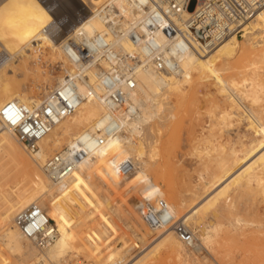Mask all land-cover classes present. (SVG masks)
Returning a JSON list of instances; mask_svg holds the SVG:
<instances>
[{"label": "bare ground", "instance_id": "bare-ground-1", "mask_svg": "<svg viewBox=\"0 0 264 264\" xmlns=\"http://www.w3.org/2000/svg\"><path fill=\"white\" fill-rule=\"evenodd\" d=\"M70 1L76 4L69 7L72 10L82 4H97L103 0ZM114 2L124 16L136 15L132 12L129 0ZM189 13L190 10L183 15L188 16ZM87 18L84 27L88 34L103 29L99 18L90 13ZM51 19L41 0H0V52L9 55V60L0 65V108L11 100H18L29 106L39 104L63 80L64 75H58L55 84L51 85L49 79H46V84L42 83V92L36 94L34 88L37 86L38 68L35 67L34 81L28 87L29 60L32 57L36 59L37 54L60 58L65 73L73 74L77 69L85 76L83 80L77 79V92L85 97L89 92L95 95L84 99L70 116L59 121L39 141V149L35 152L28 151L18 141L15 132L0 122V176L4 179L6 175L13 173L19 180L13 191L5 192L0 198V242L4 246L0 249V259L14 260L17 264H62L64 254L72 251L82 253L85 244L92 251L87 254L98 255L100 264L101 261L103 264H154L158 254H169L184 260L190 258L195 262L203 260L207 263L206 257H199L197 253L201 248L206 249L207 230L215 226L203 223L204 219L200 217L197 225L201 231H205L198 238L196 232L188 227L192 215L200 208H211L213 211L210 209L208 215L211 213L210 217L219 219L233 208L232 198L235 194L241 193L254 182H259L264 175V109L255 111L245 103L248 101L252 105L259 101L264 81L259 80L257 73L246 77L245 69L238 72L241 74V83L229 75L231 68L241 65L254 55H257L258 60H253L252 64H262L264 67V4L241 25V35L232 34L209 49L201 48L195 43L196 50L182 54L170 51L168 70H157L143 55L141 48L127 38L110 39L116 48L141 59V65L134 70L136 84L129 93L127 106L117 111H112L102 98L104 89L100 85L99 70L93 66L73 64L58 42L51 40L43 32L51 24ZM155 39L160 44L166 43L165 37L159 33ZM46 47L50 49L48 54ZM103 66L107 67L106 64ZM206 76L212 77L216 88L211 93L215 107L220 108L221 102L217 94L224 100L237 103L239 107L235 112L232 105L227 107L224 101L221 102L225 117H215L208 134L213 137L214 129L220 126L228 129L229 136L232 133L238 136L244 126L241 127V124L246 123L245 132L249 135H243L247 138L246 142L239 137V147L234 143L224 155L216 152L212 159L217 163L216 171L199 187L190 186L189 193H185L184 190H176L167 184L162 194L150 173L151 167L155 165L153 160H157L160 133L170 120H176L174 111H177L178 106L194 101V95L203 85L202 79ZM40 94L41 99L38 98ZM107 128L113 129L114 135L107 134ZM76 139L82 141L81 148L86 155L76 163L66 178L52 180L45 171L46 161L65 147H72ZM202 139L208 141L207 137ZM221 148V144L219 147H212L215 151ZM204 153L207 156L211 154L206 148ZM3 158L12 162L9 169L2 164ZM125 159H129L133 167L129 173L123 174L119 171L118 164ZM4 185L1 183L0 188ZM217 186L212 195L198 207H193ZM81 188L92 190L89 191L90 194L93 193L91 201L80 195ZM105 191L124 194L138 192L141 197L153 201L156 198L164 200L174 221L183 224L193 234L194 240L190 244L182 242L172 227L162 230L150 228L140 214L138 201L130 200L120 208L116 205L113 208ZM74 199H78L79 207L68 208L67 202ZM32 205L41 208L51 221H55V226L59 227L55 242L42 250L23 236L14 221L18 212ZM203 212L201 210V214ZM112 215L120 217L121 220H118L122 223L121 229L124 227L128 236L123 249L116 248L109 252L110 240L118 238L115 234L117 229L112 228V223L115 222ZM233 221L237 225L243 224L238 217ZM70 224L77 228H74L73 233L76 232L77 238L84 243H77ZM103 250L106 252L103 253ZM7 251L14 255L13 259L8 257Z\"/></svg>", "mask_w": 264, "mask_h": 264}, {"label": "built area", "instance_id": "built-area-1", "mask_svg": "<svg viewBox=\"0 0 264 264\" xmlns=\"http://www.w3.org/2000/svg\"><path fill=\"white\" fill-rule=\"evenodd\" d=\"M132 12L126 17L114 0L97 4H82L68 12L53 0H41L51 15V24L44 28L51 40L60 45L68 59L77 66H93L99 70L102 98L112 111L126 108L129 93L135 88L134 70L141 59L116 48L110 39L127 38L141 48L146 59L159 70H168V53L182 54L201 48H212L224 38L242 34V24L263 4L264 0H129ZM190 10L188 16L184 12ZM101 20L103 29L88 34L85 30L87 15ZM165 37L166 43L156 41V34ZM9 60L6 52H0V65ZM106 64L107 67L103 66ZM60 67V66H59ZM63 80L39 104L29 106L18 100L6 102L0 108V122L12 129L17 139L30 152L39 149V141L62 119L70 116L79 104L95 93L82 96L77 92V79L85 76L77 69L73 74L63 73ZM17 120L13 123L8 117ZM105 132L114 135L107 128ZM82 141L76 139L72 147H65L48 158L45 171L54 180L66 178L76 163L86 155ZM119 171L132 170L129 159L122 160ZM140 214L153 230L172 227L178 238L190 244L193 234L169 214L164 200L154 201L141 197L138 201ZM15 224L23 236L39 250L55 242L58 230L41 208L32 205L15 216ZM87 264V263H81Z\"/></svg>", "mask_w": 264, "mask_h": 264}, {"label": "rangeland", "instance_id": "rangeland-1", "mask_svg": "<svg viewBox=\"0 0 264 264\" xmlns=\"http://www.w3.org/2000/svg\"><path fill=\"white\" fill-rule=\"evenodd\" d=\"M53 2L61 9H66L68 12H70L71 10V8H69L70 6L72 5L76 6V4L72 3L70 0H53ZM45 50H46V54H48L50 51L48 47H46ZM47 56L48 57L46 56L44 57V55L42 54H37L36 59H34V57H32V59L29 58L31 59L29 60V62L31 63L29 64L30 71L28 72L29 74L27 79V86L30 87L31 82L34 81L33 78H35L34 77L35 67H37L38 79H36L37 86L34 88V92L36 94L42 92L41 87L46 84L47 82L45 81L46 79H49L50 84L53 85L55 84L56 81L55 78L58 77V75L59 76L62 75L61 74L62 60L60 58H59L60 60L58 58H54V59L53 57L50 58L49 54ZM50 59H52L53 62ZM253 60H258L257 55H254L253 57L249 58L241 65L236 66L235 68H231L229 75L231 74L237 82L241 83L242 82V79L240 77L241 74H238V72L245 69L247 74L246 77L248 76L250 77V75H253V73H257L259 80L264 81V67H262V64H258L257 66H254L252 64ZM202 80L204 83L202 86H200L196 95H194V101L189 103L186 102L184 105L178 106L177 111L176 110L174 111V113L176 112L175 114L177 121L175 119L170 120L167 127L163 129L160 133L161 140H160V145L158 146V156H156L157 160H153V162H155V165L151 167L150 173L154 177L153 178L154 183L159 185L162 194H164L163 191L165 190L167 184L173 186L176 190L179 191L184 190L183 192L186 191L187 193H189L190 186L199 187L200 184L210 179L212 177L213 172L216 171L217 163L214 160H212L216 155V152L220 153L221 155L222 154L224 155V153L227 152L228 147L234 145V143H236L235 145L239 147V142H238L239 137L242 138L244 142H246L245 139L247 138L246 136L243 135L245 133L249 135V133L245 132L246 123L241 124V127L243 125L245 127L243 126L241 130V134H239L238 136H236L235 133H232L229 136L228 129L221 128L220 126H217L216 130L214 129L213 137H211L208 134V129H210V126L212 125V123H214L213 119L219 116L225 117V115L223 116V111H222L223 110L222 108L224 106L223 103L221 104V102L224 101L227 107L232 105L235 108L234 110L235 112H237L239 107L237 103L235 104L231 100H226V99L224 100L223 97H221L218 94L216 96L218 100L221 99L219 105L220 108L215 107L216 103L213 101L211 96V93L216 91L215 85L213 84V79L211 76H206ZM259 95L261 96L259 101L255 102L252 105L248 101H245V103L247 102L251 106V108L254 109L255 111L264 109V90L260 92ZM38 98L40 99L42 98L41 94L38 95ZM205 137L208 138V141H204L202 139ZM220 144L223 147L221 148V150H219L220 152L212 149L213 146H215L216 148V146L219 147ZM205 148L207 150H210L211 153L209 154L210 156L209 155L207 156L204 153ZM221 151L224 152L222 153ZM1 162L2 164H4L5 167H8V169L12 166L11 165L12 162H10V160L6 158H3ZM17 179L18 176L15 177L13 173H9L8 175H6L4 179L2 176H0V180L3 181V182L0 181V184L1 183L2 185L3 183L5 184L3 188L2 187L0 188L1 189L0 198L5 194V192L8 193L14 190V185L17 184L19 181ZM20 184H24V182H20ZM249 187L244 188V190H242L243 192L241 191V193L240 192L238 193L239 195L235 194L233 196L232 200L234 201L233 204L234 206L233 208H231L229 212L230 214L227 212L228 215L225 213L223 216H220L219 219L217 217L216 220L215 217H210L211 213L210 215H208L209 214L208 211L211 208L210 209L200 208L202 212L204 211L202 214L204 213L206 214L205 216L201 214L200 209L196 210L195 213L192 215L191 224L188 227L189 229L194 230L196 232V236L198 238H200L201 237L200 234L205 231L204 229L201 231V229H199L200 226L197 225L198 219L200 217L204 219L203 223H208L210 225L213 224L212 226H215V228H209L207 230L208 234L205 236L207 239L206 249L201 248V250L197 253L199 257L205 256L207 259V263L203 262V260H199L195 262L190 258L189 259L186 258L184 260V259L176 258L172 255L170 256L169 254L168 255L165 254L166 256L165 255L163 256L162 254L160 255L158 254L156 256V259L155 257L152 259V260L154 259L156 260L154 264H264V191H263L264 175L262 176L259 182H254ZM217 188L218 186L215 187V189L213 188L210 192H208L209 195L207 194V196H204L201 200L198 201L199 203L196 202V204H194L193 207L194 208L198 207V205H200V203H202L206 198H208L210 194L212 195V193ZM89 191L91 192L92 190H89L88 188L85 189L81 188L79 193L82 197L84 196V198H86L87 201H91L93 193L90 194ZM107 192L108 191H105V194L107 197H109L108 199L110 203L113 205V208H116V206L121 207L122 204L124 203L126 204L130 200L139 201L141 197L138 192L137 193L130 192L127 194H124L121 191H120L121 193H119V191L110 192V193ZM122 194L125 196V198L127 197L129 200L123 198ZM111 196H113V199ZM120 201H122V203ZM0 203H1V199H0ZM66 206L70 209L72 208V206L73 208H77L79 207V201L78 199H74L73 201L67 202ZM212 211L213 210L211 209V212ZM112 216H113L112 219L115 220L114 224L112 223V228L117 229V230L115 229L116 231L115 230L114 231L116 237L118 238L115 241L110 240L111 241L109 245L110 247H108L107 250L109 252H112L113 249L116 248L123 249L127 244V236H128L127 230L124 227L123 229H121L122 223L121 221H119L121 220L120 217L116 215L115 217L114 215ZM236 217L240 218L243 224L241 225L234 224L233 220ZM53 222L55 223V221ZM68 222L70 223L71 219H68ZM72 225L73 224H70L71 230L73 229L72 230L73 233V231H75L74 228L76 227L73 228L74 225L73 226ZM56 226L58 229L59 228L58 225ZM89 232L91 233L92 230H89ZM75 234H76L75 237L77 238L76 232L73 233V237ZM76 238H74V240ZM79 239L80 238L76 239V241H78L77 242L78 244L84 243L82 239L80 240ZM199 241H201V239L196 240V243H198ZM2 245L3 244L0 242L1 250L4 248V246ZM83 247L82 249L84 251L82 253H76L72 251L70 253L64 254L62 257V264H81L84 262L87 264H100L99 262L100 260L97 259L98 255L93 254V256L92 255L89 256V254L87 253L90 251V248L88 246L85 247V244L83 245ZM90 252L92 253V251ZM102 252L104 253L106 252V250H103ZM7 254L9 258L11 259L14 258V255L12 253L7 251ZM103 263L104 262L101 261V264ZM0 264H17V263L14 260L7 261L4 259L3 260L0 259Z\"/></svg>", "mask_w": 264, "mask_h": 264}, {"label": "snow or ice", "instance_id": "snow-or-ice-1", "mask_svg": "<svg viewBox=\"0 0 264 264\" xmlns=\"http://www.w3.org/2000/svg\"><path fill=\"white\" fill-rule=\"evenodd\" d=\"M8 118H9L10 120H12V122H13V123H16V122H17V120H15V119H12V117H11V116H9Z\"/></svg>", "mask_w": 264, "mask_h": 264}]
</instances>
